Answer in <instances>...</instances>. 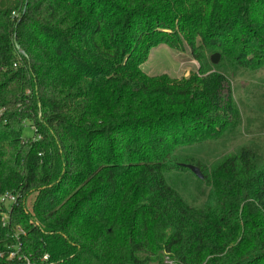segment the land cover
Here are the masks:
<instances>
[{
  "label": "trees",
  "instance_id": "trees-1",
  "mask_svg": "<svg viewBox=\"0 0 264 264\" xmlns=\"http://www.w3.org/2000/svg\"><path fill=\"white\" fill-rule=\"evenodd\" d=\"M163 43L198 71L148 74ZM262 69L264 0H0V264H264L259 154L185 150L235 135Z\"/></svg>",
  "mask_w": 264,
  "mask_h": 264
},
{
  "label": "rangeland",
  "instance_id": "rangeland-1",
  "mask_svg": "<svg viewBox=\"0 0 264 264\" xmlns=\"http://www.w3.org/2000/svg\"><path fill=\"white\" fill-rule=\"evenodd\" d=\"M199 66V62L193 58L188 46L185 50H175L168 44L163 43L151 50L148 60L143 64V69L150 75L167 73L181 79L182 77L189 76L192 71L197 72ZM233 85L235 100L241 113L240 122L233 131L235 135H231L226 140L223 138V140L216 142H208V145L200 147L189 146L185 149L186 153L197 157L203 162H208L224 155L229 148L239 144L256 150L259 154L260 163L263 165L264 69L254 72L246 71L244 74L237 75L233 78ZM23 136L25 138L34 136V129L27 122ZM192 173V171L186 172L187 176L185 177H188L190 181L184 187L185 192L195 196L198 201H202L205 198L207 186L203 185V181L196 179ZM33 197L31 195L30 200ZM6 206L10 209L11 202L6 201Z\"/></svg>",
  "mask_w": 264,
  "mask_h": 264
},
{
  "label": "water",
  "instance_id": "water-1",
  "mask_svg": "<svg viewBox=\"0 0 264 264\" xmlns=\"http://www.w3.org/2000/svg\"><path fill=\"white\" fill-rule=\"evenodd\" d=\"M17 48L20 49V46L17 45ZM220 59V54L219 53H215L213 56H212V61L214 63H217ZM188 168L195 174L197 175L199 178H203V173L201 172L200 168L196 165H193V164H188L187 165Z\"/></svg>",
  "mask_w": 264,
  "mask_h": 264
},
{
  "label": "built area",
  "instance_id": "built-area-1",
  "mask_svg": "<svg viewBox=\"0 0 264 264\" xmlns=\"http://www.w3.org/2000/svg\"><path fill=\"white\" fill-rule=\"evenodd\" d=\"M0 114H1V112H0ZM2 201H4V202H6V201H10V202H15L16 201V197L14 196V195H4L3 197H2ZM7 214L8 213H5V218L7 217ZM14 255V253H11V256H13ZM47 258V256H45V259Z\"/></svg>",
  "mask_w": 264,
  "mask_h": 264
}]
</instances>
